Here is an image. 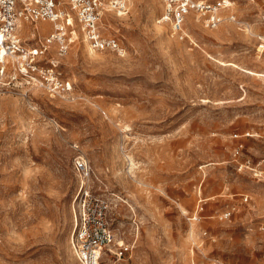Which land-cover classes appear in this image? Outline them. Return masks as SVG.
Wrapping results in <instances>:
<instances>
[{"label": "rangeland", "instance_id": "1", "mask_svg": "<svg viewBox=\"0 0 264 264\" xmlns=\"http://www.w3.org/2000/svg\"><path fill=\"white\" fill-rule=\"evenodd\" d=\"M226 1L222 24L191 28V15L179 41L157 23L160 0H126L100 25L122 54L78 34L60 60L70 92L0 64V264H78L76 157L116 241L133 246L104 264H264V0ZM21 28L35 49L50 25Z\"/></svg>", "mask_w": 264, "mask_h": 264}, {"label": "built area", "instance_id": "2", "mask_svg": "<svg viewBox=\"0 0 264 264\" xmlns=\"http://www.w3.org/2000/svg\"><path fill=\"white\" fill-rule=\"evenodd\" d=\"M160 1L162 13L157 23L166 24L170 35L179 41L187 37L185 22L189 16L198 17L204 28L214 29L226 20L221 12L231 7V3L226 0L216 4L198 0ZM126 6V0H0V53L9 59L5 63L0 61V64L13 65L24 79L33 80L32 74L38 73L42 87L45 86L49 91L56 90L59 94L70 92V84L61 82L55 72L60 60L75 44L78 34L83 43L95 52L122 54L119 41L114 37H104L100 25L105 14L112 12L124 15ZM227 20L233 21V16ZM39 22L50 25L49 31L42 37L35 28ZM21 24L35 28V49L28 48L21 39ZM51 47L55 49L56 58L50 60L48 67L41 68L40 59ZM261 47L263 49L264 45ZM240 148H237L236 154ZM72 167L80 182L72 203L70 247L74 258L78 264H104L109 260L126 258L133 246L128 242L116 241L107 203L89 186L93 170L80 157L73 160ZM229 215L226 213L224 219Z\"/></svg>", "mask_w": 264, "mask_h": 264}, {"label": "bare ground", "instance_id": "3", "mask_svg": "<svg viewBox=\"0 0 264 264\" xmlns=\"http://www.w3.org/2000/svg\"><path fill=\"white\" fill-rule=\"evenodd\" d=\"M129 1H130V4L134 2V0H129ZM189 20H190V18H189ZM198 22H199V20L196 18L195 20H194V19L191 20V21L189 22V25L191 26V28H196ZM39 23H41V22H39ZM37 28H38V30H39L40 32H43V31H41L42 29H40L39 25L37 26ZM44 31H45V30H44ZM0 59H1L2 61H4V59H6V58L4 57V54H3V53H0ZM8 60H9V59H8ZM128 160H129L130 169H132V167H133V162H132V160H131L130 158H129Z\"/></svg>", "mask_w": 264, "mask_h": 264}]
</instances>
